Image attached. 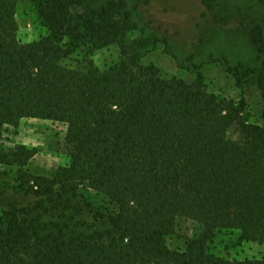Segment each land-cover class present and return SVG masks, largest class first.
I'll return each instance as SVG.
<instances>
[{"label":"trees","instance_id":"trees-1","mask_svg":"<svg viewBox=\"0 0 264 264\" xmlns=\"http://www.w3.org/2000/svg\"><path fill=\"white\" fill-rule=\"evenodd\" d=\"M27 1L46 34L22 42L19 0H0V135L62 123L67 162L36 179L27 207L0 203V264H264V131L244 102L144 64L158 41L138 27L142 0ZM250 37L257 65L234 75L264 98V33ZM110 46L121 58L100 69L93 56ZM28 159L18 146L0 168ZM17 182L26 192L23 172ZM179 220L197 231L172 250ZM242 245L260 256L233 255Z\"/></svg>","mask_w":264,"mask_h":264},{"label":"rangeland","instance_id":"rangeland-1","mask_svg":"<svg viewBox=\"0 0 264 264\" xmlns=\"http://www.w3.org/2000/svg\"><path fill=\"white\" fill-rule=\"evenodd\" d=\"M138 12V27L158 41L141 52L144 64L152 63L162 76L186 82H192L200 74L210 93L243 101L245 118L264 131V98L255 84L246 82L238 86L234 75L242 67L257 65L258 53L251 43L250 31L259 26L264 33V0H142ZM17 24L22 42L46 34L27 0H19ZM134 35L139 38V32ZM164 39L177 59L165 54ZM120 58L118 50L110 46L98 51L93 62L104 69ZM66 64L73 65L68 60ZM226 67L233 68V72H228ZM230 135L236 138L237 133L232 130ZM65 137L64 124L36 119H24L17 128L2 132L0 153H10L23 146L29 151V159L21 169L0 168V187L4 189L0 203L24 208L33 202V192L39 191L36 179L51 180L55 170L67 162ZM22 172L29 181L26 192L17 189ZM196 231L193 223L179 220L175 235L167 240L168 247L183 248L184 238ZM261 250L255 245H242L233 255L260 256Z\"/></svg>","mask_w":264,"mask_h":264}]
</instances>
